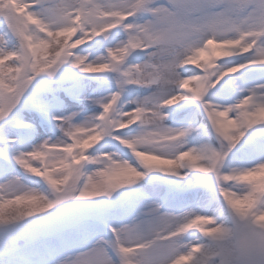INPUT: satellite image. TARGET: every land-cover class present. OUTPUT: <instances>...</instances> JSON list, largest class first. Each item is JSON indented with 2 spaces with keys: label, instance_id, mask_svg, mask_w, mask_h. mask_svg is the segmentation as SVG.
Segmentation results:
<instances>
[{
  "label": "snow or ice",
  "instance_id": "1",
  "mask_svg": "<svg viewBox=\"0 0 264 264\" xmlns=\"http://www.w3.org/2000/svg\"><path fill=\"white\" fill-rule=\"evenodd\" d=\"M264 230V0H0V264H216Z\"/></svg>",
  "mask_w": 264,
  "mask_h": 264
},
{
  "label": "clouds",
  "instance_id": "2",
  "mask_svg": "<svg viewBox=\"0 0 264 264\" xmlns=\"http://www.w3.org/2000/svg\"><path fill=\"white\" fill-rule=\"evenodd\" d=\"M209 243L218 264H264V230L233 216L224 231Z\"/></svg>",
  "mask_w": 264,
  "mask_h": 264
},
{
  "label": "rangeland",
  "instance_id": "3",
  "mask_svg": "<svg viewBox=\"0 0 264 264\" xmlns=\"http://www.w3.org/2000/svg\"><path fill=\"white\" fill-rule=\"evenodd\" d=\"M216 264H218V262H216Z\"/></svg>",
  "mask_w": 264,
  "mask_h": 264
}]
</instances>
